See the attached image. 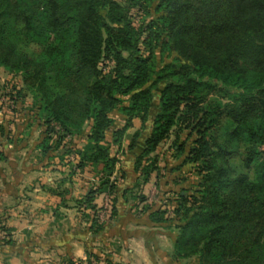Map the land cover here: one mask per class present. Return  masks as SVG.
Listing matches in <instances>:
<instances>
[{
  "label": "trees",
  "instance_id": "obj_1",
  "mask_svg": "<svg viewBox=\"0 0 264 264\" xmlns=\"http://www.w3.org/2000/svg\"><path fill=\"white\" fill-rule=\"evenodd\" d=\"M0 67L17 78L0 86L16 126L0 123V163L28 116L42 162L71 167L57 195L84 180L74 203L93 235L124 198L175 233L178 263L264 264V0H0ZM166 145L195 177L163 182ZM4 217L0 248L12 243ZM99 262L90 247L86 261L60 264Z\"/></svg>",
  "mask_w": 264,
  "mask_h": 264
},
{
  "label": "crops",
  "instance_id": "obj_2",
  "mask_svg": "<svg viewBox=\"0 0 264 264\" xmlns=\"http://www.w3.org/2000/svg\"><path fill=\"white\" fill-rule=\"evenodd\" d=\"M1 116L6 118L9 129L12 126L10 130L16 129L15 119L10 123L12 117L8 118L5 112L0 113V120ZM22 120L23 117L17 119L20 122ZM29 123L19 126L18 130L23 131V134L7 145V160L0 163V214L6 218L13 245L0 248V264H3L2 255L8 257L4 260L6 264H60L68 259L76 262L86 261L90 247L101 257L98 264H183L172 258L175 233L155 227L148 215L137 214L132 209V200L126 202L121 198L118 206L119 218L99 235H93L88 229L87 219L80 214L74 203L83 191L84 180L74 178L73 184L66 185L69 194L65 198L57 195L56 192L64 190L65 187L58 190L59 182L68 177L71 167L59 158L50 161L46 157L42 162V154L36 149L42 130ZM134 126L138 129L141 123L138 125L135 121ZM135 129L130 130L129 135ZM26 133H29L30 137L25 141V145L22 136ZM78 141L86 143L85 139ZM28 143H31L28 155L35 164L22 172L20 157L22 148ZM128 144L129 137L125 140L126 151L122 158H130L132 162L133 155L127 151ZM76 147L79 148L77 145ZM77 156H70L74 159L72 162H76ZM121 164L128 175L126 185L131 186L134 179L132 163ZM24 174L32 178L29 184H25ZM10 177L12 180H9ZM151 187H155L157 193L151 199L153 201L157 198L159 190L150 184L146 187L147 191ZM170 187V190H173L176 186ZM105 199L108 201V197ZM105 199L101 200L102 205ZM56 224L58 229L55 230ZM163 242H166V246ZM56 258H59V261H56Z\"/></svg>",
  "mask_w": 264,
  "mask_h": 264
},
{
  "label": "rangeland",
  "instance_id": "obj_3",
  "mask_svg": "<svg viewBox=\"0 0 264 264\" xmlns=\"http://www.w3.org/2000/svg\"><path fill=\"white\" fill-rule=\"evenodd\" d=\"M15 75H12V74H10V73H8L7 71H6V69H4V68H2V67H0V86H4L5 84H7V83H9L10 82V84L11 83H13L14 81H15V79L14 78H16V76L14 77ZM17 79V78H16ZM8 118H10L11 117V115L9 116H7ZM24 119H26L25 120V122L27 121L28 122V120H29V117L27 116V118H24ZM137 121V124L138 125H140V122L138 121V120H136ZM30 123L29 124H31L32 122L31 121H29ZM0 123H2V124H5L6 125V118L4 117L3 118V116H1V120H0ZM34 127H36V126H34ZM12 128V126H10V129ZM28 130V132H29V129H27ZM88 131V128H86V132ZM25 132H27L26 130H25ZM31 132V131H30ZM29 132V133H30ZM29 133H26V134H24L22 137H23V139L24 140H22V142H23V144L25 143V141H27L28 139H29V137H30V135H28ZM77 142L78 143H74V145H77L79 148H77V149H81V148H83L86 144L85 143H82V141L80 142V141H78L77 140ZM80 142V143H79ZM80 144H82V146L80 145ZM25 145H26V143H25ZM71 146L72 148H74L75 146ZM22 146H24V145H22ZM30 147H31V143L29 144H27V146L26 147H23L22 148V156L20 157V164H21V168H22V172H25L26 171V168L28 167V168H30V166H34V164H35V161H33L32 160V157H30L29 158V153H30ZM167 145L165 146V147H163V149H161L163 152H165V150H167ZM162 152V157H161V159L162 160H160V161H162L163 163V166L165 165V164H167V168L164 170V171H162V172H164L166 175V179H164L163 180V182H165V180H167V181H170V182H174L175 180H181V179H183V178H186V175H187V177L189 178V180H191L193 177H195L194 176V174H191L192 172H191V168L189 167V166H186V167H182V170L180 171V170H176V168H178V167H180V165H181V162H182V160H183V158L181 159H175V158H173V156L174 155H172V153L173 152H170L169 150L168 151H166L165 153H163ZM71 159V158H70ZM126 158H122V155L120 156V160H121V162H125V165H127V164H131L132 162L130 161V158H128L127 160H125ZM131 160H132V158H131ZM32 161V162H31ZM71 161H74V159L72 158L71 159ZM127 162V163H126ZM163 166H162V168H163ZM185 175H184V174ZM25 175V174H24ZM29 175V174H28ZM24 178L26 179V181H25V184H29L30 182H31V180H32V178H30V176L28 177L27 175H25L24 176ZM86 178V177H85ZM114 179V178H113ZM9 180H12V178L10 177V179ZM194 180V179H193ZM166 181V182H167ZM191 182V181H190ZM190 182H185V183H181L180 185L178 184V185H176V187H173V191H175L176 193L177 192H180L181 190H183L184 188H189L190 187ZM167 186H164V189L166 188ZM168 188V190H170V186H168L167 187ZM159 190V189H158ZM147 193H148V195H149V198H150V200L153 198V196H155V193H156V191H155V187H151L150 188V190H148V191H146ZM157 194V193H156ZM171 197L175 200V198H176V196H175V194H173V195H171ZM104 199L106 198V197H103ZM103 209H104V212H102V214H101V218L103 219L104 217H105V215H106V212L110 209L109 208V202L107 201V199H105V201H104V203H103ZM55 230L56 229H58V224H56L55 225ZM64 230V229H63ZM161 230V229H160ZM62 230H60V232H61ZM165 231H168V230H166L165 229ZM162 238V237H161ZM7 241V239H5L4 238V235H0V241H2V242H4V241ZM9 240V239H8ZM12 244V243H11ZM10 244V247L11 246H13V245H11ZM163 244H164V246H166V242H163ZM2 257L4 258L3 259V264H6V263H4V260H5V258H8V257H6V256H3L2 255ZM59 261V258H56V261Z\"/></svg>",
  "mask_w": 264,
  "mask_h": 264
}]
</instances>
